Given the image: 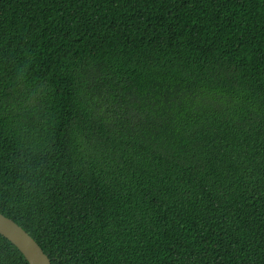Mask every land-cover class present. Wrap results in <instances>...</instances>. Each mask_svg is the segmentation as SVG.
<instances>
[{
  "label": "trees",
  "instance_id": "16d2710c",
  "mask_svg": "<svg viewBox=\"0 0 264 264\" xmlns=\"http://www.w3.org/2000/svg\"><path fill=\"white\" fill-rule=\"evenodd\" d=\"M0 214L51 264H264V0H0Z\"/></svg>",
  "mask_w": 264,
  "mask_h": 264
},
{
  "label": "water",
  "instance_id": "95a60500",
  "mask_svg": "<svg viewBox=\"0 0 264 264\" xmlns=\"http://www.w3.org/2000/svg\"><path fill=\"white\" fill-rule=\"evenodd\" d=\"M0 236L11 243L28 264H51L39 245L14 221L0 214Z\"/></svg>",
  "mask_w": 264,
  "mask_h": 264
}]
</instances>
